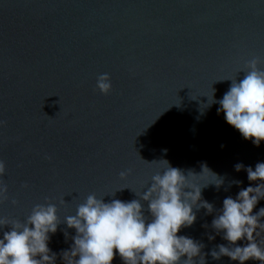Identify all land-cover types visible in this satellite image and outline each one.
<instances>
[{"label":"water","instance_id":"1","mask_svg":"<svg viewBox=\"0 0 264 264\" xmlns=\"http://www.w3.org/2000/svg\"><path fill=\"white\" fill-rule=\"evenodd\" d=\"M252 58L264 69V0H0V217L22 222L34 205L55 204L61 224L48 246L64 264L76 233L63 220L88 195L139 199L161 160L185 175L206 164L223 180L201 191L213 211L194 208L177 235L203 244L205 264H239L210 255L229 243L211 221L226 197L259 183L235 165L264 162V141L244 139L219 104L205 105L231 83L215 81L243 78ZM104 73L107 95L96 89Z\"/></svg>","mask_w":264,"mask_h":264},{"label":"clouds","instance_id":"2","mask_svg":"<svg viewBox=\"0 0 264 264\" xmlns=\"http://www.w3.org/2000/svg\"><path fill=\"white\" fill-rule=\"evenodd\" d=\"M258 64V58L249 60L241 69L244 75L239 80L229 77L215 81L231 83L219 100L214 98L215 89L212 88L210 96L206 95L205 105L219 104L217 112H223L225 121L256 146L264 141V69ZM96 89L105 95L110 92L111 80L107 73L97 77ZM4 124L5 121L0 120V126ZM161 161L160 171L151 177L147 190L135 192L139 199L105 202L104 197L90 194L77 205L74 215L65 216L63 223L75 229L76 234L70 248L60 253L64 264H112L114 255H119L123 264H205L201 252L203 244L177 233L195 222L194 208H204L208 213L213 211V205L201 198V191L209 184L219 189L223 180L206 164L201 165L199 174L189 170L185 175L168 161ZM242 168L249 181L259 183L242 188L235 198L228 196L223 200L211 226L229 243L217 245L210 255L213 259L227 256L239 264L249 260L264 264V242L257 240L264 232L261 219L264 207L253 213L258 201L264 199V162H258L254 170L251 166L245 168L242 163L235 165L237 171ZM126 174L121 172V178ZM4 175L5 164L0 161V177ZM125 188L128 187H121L109 196ZM6 194L7 184L0 180V197L6 198ZM141 201L147 202L150 220L144 215ZM11 202L17 203L16 200ZM59 224L61 221L53 203L34 205L22 222L0 217V264H55L57 253L51 251L48 242ZM6 225L10 226L9 230L3 231ZM64 234L67 237V232ZM237 241L247 243L241 246Z\"/></svg>","mask_w":264,"mask_h":264}]
</instances>
